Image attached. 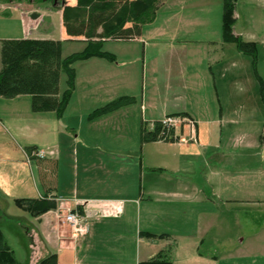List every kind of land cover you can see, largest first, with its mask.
<instances>
[{
    "label": "crops",
    "instance_id": "crops-1",
    "mask_svg": "<svg viewBox=\"0 0 264 264\" xmlns=\"http://www.w3.org/2000/svg\"><path fill=\"white\" fill-rule=\"evenodd\" d=\"M2 1L10 7L0 11V42L56 40L63 52L66 40L84 41L68 36L60 8ZM211 1L166 0L154 24L131 41L143 42L146 74L148 54L157 52L152 79L159 75L167 89L173 76L186 91L210 82L213 107L167 113L194 123L190 139L182 136L186 123L177 128L179 141L143 143V126L152 131L164 120L140 119L145 95L141 105L91 119L132 94L118 88L122 71L99 57L75 63V89L61 116L33 113L30 96L0 97V231L19 262L57 255L58 264H140L158 256L170 264H264V105L252 59L223 40V0L215 16ZM240 1L234 33L257 45L264 81V0H244L250 17ZM233 84L241 86L236 93ZM45 197L57 207L40 217L14 203ZM67 208H82L87 234L73 238L61 223Z\"/></svg>",
    "mask_w": 264,
    "mask_h": 264
},
{
    "label": "trees",
    "instance_id": "trees-1",
    "mask_svg": "<svg viewBox=\"0 0 264 264\" xmlns=\"http://www.w3.org/2000/svg\"><path fill=\"white\" fill-rule=\"evenodd\" d=\"M30 4H49L63 11V23L69 37L84 38L86 49L66 58L62 56V42L42 39H4L1 40L0 97L14 99L19 96L31 97L33 113H56L61 116L75 89L77 61L93 57L114 60L111 54L103 51L107 41L131 42L140 39L147 27L157 20L166 0H76L69 5L67 0H18ZM238 0H223V40L233 43L238 50L252 59V67L260 86L264 102V81L258 73L257 45L246 42L234 33L236 23L235 10ZM3 16H7L5 13ZM63 74L67 75L68 88L60 95V82ZM136 102L133 97H122L102 108L97 109L90 118L114 112ZM187 117L175 114L169 117ZM143 143L164 141L176 142L180 138L174 128L163 125L162 121L154 124L152 131L143 126ZM28 153L35 155L34 148ZM14 203L32 217L56 209L55 200L45 198H18ZM78 211L83 214L82 208ZM146 237L155 235L145 233ZM0 264H23L19 262L13 249L0 231ZM39 264H58L57 255L42 259ZM140 264H170L160 256Z\"/></svg>",
    "mask_w": 264,
    "mask_h": 264
},
{
    "label": "rangeland",
    "instance_id": "rangeland-1",
    "mask_svg": "<svg viewBox=\"0 0 264 264\" xmlns=\"http://www.w3.org/2000/svg\"><path fill=\"white\" fill-rule=\"evenodd\" d=\"M213 5L209 6L212 8L214 16L215 13L220 12L221 9L218 8V3L221 2V0H212L211 1ZM237 6V5H236ZM10 5L6 3L5 1L0 0V11L5 10L9 8ZM247 9L246 2L244 0H241L239 3V11L242 12V16L250 17V13L245 10ZM261 16V17H260ZM262 19L263 25H264V10L262 15L258 14V19ZM214 19V20H213ZM213 25H215V17H213ZM245 20V19H244ZM244 24L246 22L244 21ZM5 27V26H4ZM2 27V29H4ZM86 44L82 40H66L64 42L63 46V57L66 58L74 53H80L83 52L86 49ZM237 47V46H236ZM103 51L106 53H109L114 58L113 61L107 59V58H101L106 63H110L115 66V68H119L120 71H122V75L120 78H118V88L120 90H126L130 91L132 94H127L124 97H133L136 100V105H141V100L143 95H145V105H146V117L140 118L143 119L144 122H151L160 119H165L168 114H174L176 112L181 111V109L184 106H188L191 108H197L201 107L203 105L207 106H214L216 103V96L214 95V92L212 89H210V82L208 87L200 90H193L186 91L184 89L185 82L181 80V77L173 76L168 83H170L172 86L170 89H167L165 87L166 80L162 79L163 85H161V79L160 76L157 75L154 79H152V67L154 68V62L157 58V52L152 50L148 56L149 61H146L147 67L149 68L148 74L144 71V62H143V42L137 43V42H125V41H107L103 46ZM259 57V56H258ZM78 62V61H77ZM107 63V64H108ZM75 65V64H74ZM75 69V68H74ZM67 76L64 74L62 75L63 83L62 88H65L67 85V82L65 80ZM155 81V82H153ZM240 83L239 80H235ZM152 85L156 86L157 88H153ZM235 93L240 90L241 86L238 84H233ZM161 88L162 90L160 91ZM129 92V93H130ZM260 93V89H259ZM122 98V97H121ZM232 99V97H231ZM240 98L234 97L232 100V103L235 105L237 101H239ZM260 100L262 101L263 105L264 102L262 100L261 94H260ZM144 109V108H143ZM166 114V115H165ZM143 117V116H142ZM156 117V118H154ZM187 119L186 117H180L181 123L178 125V128L184 124V120ZM191 121L190 119H187ZM157 121V120H156ZM186 124V123H185ZM188 129L184 130V134L182 136L186 139H190L191 137V126L187 127ZM177 131V129H176ZM16 243H19V241L15 242L13 241V244L16 245Z\"/></svg>",
    "mask_w": 264,
    "mask_h": 264
},
{
    "label": "built area",
    "instance_id": "built-area-1",
    "mask_svg": "<svg viewBox=\"0 0 264 264\" xmlns=\"http://www.w3.org/2000/svg\"><path fill=\"white\" fill-rule=\"evenodd\" d=\"M1 10V9H0ZM184 124L188 123L193 128V122L187 119L184 120ZM163 125L169 128H178V125L181 123L180 117H167L163 121ZM37 157L44 158L43 153H36ZM87 217L84 214H81L78 210H73L67 208L58 214V218L61 220V223L70 230L73 238H78L84 236L88 233Z\"/></svg>",
    "mask_w": 264,
    "mask_h": 264
}]
</instances>
